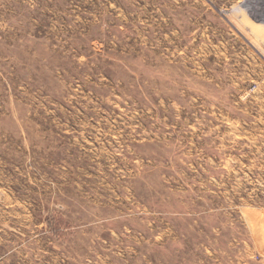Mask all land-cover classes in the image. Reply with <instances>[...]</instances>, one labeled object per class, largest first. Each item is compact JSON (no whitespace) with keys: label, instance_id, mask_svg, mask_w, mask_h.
Masks as SVG:
<instances>
[{"label":"rangeland","instance_id":"1","mask_svg":"<svg viewBox=\"0 0 264 264\" xmlns=\"http://www.w3.org/2000/svg\"><path fill=\"white\" fill-rule=\"evenodd\" d=\"M0 264H264V0H0Z\"/></svg>","mask_w":264,"mask_h":264}]
</instances>
